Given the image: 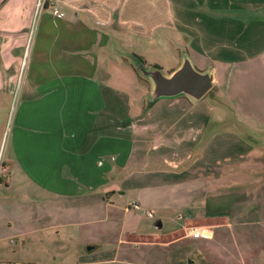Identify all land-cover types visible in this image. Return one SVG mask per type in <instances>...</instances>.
<instances>
[{
    "label": "crops",
    "instance_id": "obj_1",
    "mask_svg": "<svg viewBox=\"0 0 264 264\" xmlns=\"http://www.w3.org/2000/svg\"><path fill=\"white\" fill-rule=\"evenodd\" d=\"M37 2L0 0V101L17 93L0 264H264L246 127L205 95L152 101L125 57L134 39L183 37L235 118L264 127V0Z\"/></svg>",
    "mask_w": 264,
    "mask_h": 264
},
{
    "label": "rangeland",
    "instance_id": "obj_2",
    "mask_svg": "<svg viewBox=\"0 0 264 264\" xmlns=\"http://www.w3.org/2000/svg\"><path fill=\"white\" fill-rule=\"evenodd\" d=\"M127 47L129 49V54H126L125 57H127L130 61H132L135 67L138 69L140 67H143L145 69L146 68L150 69L152 68V64H156L160 66L161 68L160 70L162 73L170 74L169 71H171V69L175 70L179 68L182 65L185 58H187L196 70L200 72H207L204 70L202 71L203 68L194 64L191 58L192 54L186 51L187 45L185 39L181 37V39L177 41L175 34L172 33H169L168 40L165 43H158V41H156V38L150 43H148V41H140L138 39L137 40L134 39L132 42L127 43ZM134 49L143 51L144 53L143 59L146 61V63L139 62L135 59L134 54L132 52L134 51ZM177 63L179 64L178 67H177L178 65ZM140 74L141 76H139V79L141 83H144L143 81H146V85H148L149 87L148 88L149 92L152 93L153 91L152 81L150 80L149 77L143 75L141 71ZM214 85L216 84L214 83L213 86ZM16 96L17 93L14 94L13 97H11L8 105L4 104L6 100L2 102L0 101V171H1V161L3 158V147L7 140V129L9 128V125L12 123V117H13L12 115L13 113H15L14 107L16 102ZM204 98L209 99V101L215 107L222 108V110L226 111L227 121L229 119V122H226V125L240 124L242 126L244 125L247 128V129L244 128L246 131L243 129L240 132L244 136H249L253 138L251 140V144H253V147L255 148L254 162L252 163V167H248L247 171L248 173H253L257 171L264 172V163H263L264 162V127H260L259 124L255 121H251L245 124L243 122L238 121L234 116L233 108L228 102V99L226 98L225 92H223V90H218V92H216V88L212 87ZM222 125H225V123ZM251 126H255L254 128L258 127L256 129H258L259 133L256 134L257 133L256 131L253 132ZM140 213H142V211H140ZM176 226L177 225L175 224L174 221H166L164 227L165 229H168L170 227H176ZM207 229L209 230V228ZM233 229L236 230L237 228L231 227V230ZM209 233L211 234L210 236H212V232ZM220 234H223V232ZM195 260H197L198 264L201 261L199 257H197V259L195 258ZM183 264H186V262L184 261ZM192 264H196V263H192ZM201 264H205V263H201Z\"/></svg>",
    "mask_w": 264,
    "mask_h": 264
},
{
    "label": "water",
    "instance_id": "obj_3",
    "mask_svg": "<svg viewBox=\"0 0 264 264\" xmlns=\"http://www.w3.org/2000/svg\"><path fill=\"white\" fill-rule=\"evenodd\" d=\"M139 70L153 83V91L150 96L152 101L181 94L198 100L213 87V74L196 70L187 58L179 68L170 74H164L155 67L150 69L140 67Z\"/></svg>",
    "mask_w": 264,
    "mask_h": 264
},
{
    "label": "built area",
    "instance_id": "obj_4",
    "mask_svg": "<svg viewBox=\"0 0 264 264\" xmlns=\"http://www.w3.org/2000/svg\"><path fill=\"white\" fill-rule=\"evenodd\" d=\"M44 3H45V0H38L37 11L43 7ZM31 34H32V31L30 30L29 40L31 38ZM25 58H26V55L24 56V65H25ZM133 207L138 208L139 206L137 204H133ZM192 235L194 237H198V236L210 237L211 234L209 233V230L207 228H202V229L194 230L192 232Z\"/></svg>",
    "mask_w": 264,
    "mask_h": 264
},
{
    "label": "trees",
    "instance_id": "obj_5",
    "mask_svg": "<svg viewBox=\"0 0 264 264\" xmlns=\"http://www.w3.org/2000/svg\"><path fill=\"white\" fill-rule=\"evenodd\" d=\"M134 57H135V59H136L137 61H139V62H144L143 58H142L140 55L134 54ZM152 67H155V68H159V69H161L160 66H158V65H152ZM133 69L135 70V72H136V74H137L138 77L141 76V74H140V70H139L138 68H136L135 66H133ZM171 72H172V71H170V73H171Z\"/></svg>",
    "mask_w": 264,
    "mask_h": 264
}]
</instances>
